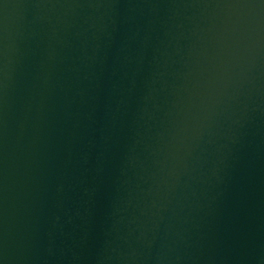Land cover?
<instances>
[{"label":"water","instance_id":"obj_1","mask_svg":"<svg viewBox=\"0 0 264 264\" xmlns=\"http://www.w3.org/2000/svg\"><path fill=\"white\" fill-rule=\"evenodd\" d=\"M57 264H264V0H85Z\"/></svg>","mask_w":264,"mask_h":264}]
</instances>
